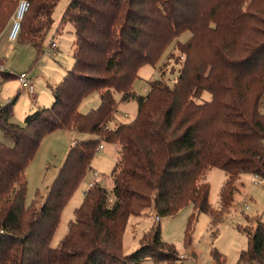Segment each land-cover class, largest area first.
<instances>
[{
	"label": "trees",
	"instance_id": "16d2710c",
	"mask_svg": "<svg viewBox=\"0 0 264 264\" xmlns=\"http://www.w3.org/2000/svg\"><path fill=\"white\" fill-rule=\"evenodd\" d=\"M16 1L0 0V37ZM28 1L17 41L42 53L60 0ZM64 19L75 28L74 65L52 89V106L27 115L24 126L11 121L16 98L0 107V264H175L177 253L160 225L129 256L123 254L125 231L130 218L147 209L162 218L188 205L217 224L241 175L264 181V0H71ZM185 31L192 35L176 47L182 68L174 86L153 80L148 95H137L140 69L155 65ZM11 77L0 71V84ZM206 92L210 101H202ZM116 93L136 101L138 113L132 123L110 128ZM93 94L100 106L83 114L80 107ZM58 131L90 138L70 148L45 201L28 205L27 167L43 139ZM103 141L118 146L114 198L94 183L54 248L62 212ZM215 168L228 175L219 210L209 204L204 178ZM195 220L192 214L188 241ZM248 239L239 264H264V222L257 220Z\"/></svg>",
	"mask_w": 264,
	"mask_h": 264
},
{
	"label": "rangeland",
	"instance_id": "374dc122",
	"mask_svg": "<svg viewBox=\"0 0 264 264\" xmlns=\"http://www.w3.org/2000/svg\"><path fill=\"white\" fill-rule=\"evenodd\" d=\"M9 20L6 30L0 37V66L14 77L0 84V107L15 98L12 123L24 126L25 117L36 110L50 108L54 102L52 89L62 81L67 71L72 69L74 59L72 50L75 43V28L64 19V13L71 0H60L53 13V24L49 28L42 53L29 44L9 40V33L13 26V18L20 2ZM29 2L28 0H26ZM30 4V3H29ZM191 32L185 31L176 38L165 50L159 61L145 64L139 71L133 91L137 95L146 96L151 90V81H163L166 85L174 86L180 75L182 64L179 57L178 43L185 44L191 39ZM55 42L58 48L53 47ZM169 45V44H168ZM173 54V55H172ZM172 55V56H171ZM177 60V61H176ZM29 73L34 87V95L22 88L18 76ZM36 101H35V100ZM117 110L110 122V128L132 123L138 113L136 101L124 102L122 94L116 93ZM211 94L206 92L202 101H210ZM100 106L97 94L88 97L81 105L83 114L91 112ZM89 136L77 132L58 131L45 137L33 160L27 167L28 182L27 204L36 202L41 205L49 192L60 168L62 167L70 148L79 139ZM4 140V133L0 127V142ZM103 149L97 153L92 161V171L75 190L66 204L59 225L54 233L51 245L56 248L66 239L70 223L75 219V212L83 203L84 194L90 184H100L113 197L114 183L112 171L118 159V146L109 141H103ZM95 174L98 177H95ZM228 175L221 169H212L205 175V182L210 184L209 204L213 210L221 207V191ZM253 175L243 174L238 180V191L229 212L222 221L215 224L209 213L196 211L193 205L181 209L176 215L162 217L157 221L153 209H147L139 217H131L123 237V254L129 256L137 251L141 240L152 227L160 225L162 239L170 245L178 256L175 264H239L242 252L248 250V231L253 232L257 220L264 222V182L255 184ZM249 203V208H245ZM192 214H196L194 226L187 240L188 221ZM141 264H155L145 260Z\"/></svg>",
	"mask_w": 264,
	"mask_h": 264
},
{
	"label": "built area",
	"instance_id": "2783aa9c",
	"mask_svg": "<svg viewBox=\"0 0 264 264\" xmlns=\"http://www.w3.org/2000/svg\"><path fill=\"white\" fill-rule=\"evenodd\" d=\"M30 4L26 0H23L20 2L18 9L15 13V16L13 18V26L11 28V31L9 33V40L12 42H16L19 38V34L21 31V24L23 19L25 18L26 13L29 11ZM53 47H56V43H52ZM0 71H5L3 67H0ZM18 79L22 85V88L27 89L32 95H34V87L31 82V77L29 73H22L18 76ZM103 145L99 147V151L103 149ZM95 177H98L97 174H95ZM253 182L255 184H262L264 181L261 180L258 176L252 177ZM94 184H90L89 188H92ZM86 194V193H85ZM245 208H249V203H245ZM157 221H159V217H157Z\"/></svg>",
	"mask_w": 264,
	"mask_h": 264
},
{
	"label": "crops",
	"instance_id": "0c3cea01",
	"mask_svg": "<svg viewBox=\"0 0 264 264\" xmlns=\"http://www.w3.org/2000/svg\"><path fill=\"white\" fill-rule=\"evenodd\" d=\"M56 48H58V46H56ZM2 64V63H1ZM0 67H2V65L0 66ZM5 72H6V70H5ZM31 77V76H30ZM35 100V99H34ZM54 100V99H53ZM36 101V100H35ZM80 109H81V107H80ZM27 116V115H26ZM110 126V125H109ZM115 128V127H114ZM88 138H90V137H88ZM86 139V138H85ZM82 140H84V138L82 139ZM78 141H81V139H79ZM78 141H76V142H78Z\"/></svg>",
	"mask_w": 264,
	"mask_h": 264
}]
</instances>
